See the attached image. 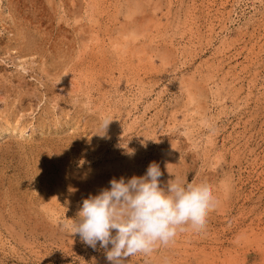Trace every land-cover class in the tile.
<instances>
[{"label": "rangeland", "instance_id": "obj_1", "mask_svg": "<svg viewBox=\"0 0 264 264\" xmlns=\"http://www.w3.org/2000/svg\"><path fill=\"white\" fill-rule=\"evenodd\" d=\"M152 162L215 205L124 264H264V0H0V264H109L62 225Z\"/></svg>", "mask_w": 264, "mask_h": 264}, {"label": "clouds", "instance_id": "obj_2", "mask_svg": "<svg viewBox=\"0 0 264 264\" xmlns=\"http://www.w3.org/2000/svg\"><path fill=\"white\" fill-rule=\"evenodd\" d=\"M112 120L101 122L104 133ZM166 169L172 177L166 185L157 162L142 176L112 178L110 187L85 198L72 223L62 226L85 245H99L109 264H124L138 253H152L157 245L167 246L186 226L202 232L215 205L211 186L182 179L169 164Z\"/></svg>", "mask_w": 264, "mask_h": 264}]
</instances>
